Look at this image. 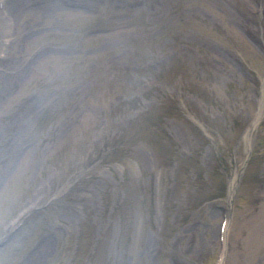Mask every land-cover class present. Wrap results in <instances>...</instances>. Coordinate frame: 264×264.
<instances>
[{
    "label": "rangeland",
    "instance_id": "rangeland-1",
    "mask_svg": "<svg viewBox=\"0 0 264 264\" xmlns=\"http://www.w3.org/2000/svg\"><path fill=\"white\" fill-rule=\"evenodd\" d=\"M6 1L0 264H264V0Z\"/></svg>",
    "mask_w": 264,
    "mask_h": 264
},
{
    "label": "bare ground",
    "instance_id": "bare-ground-1",
    "mask_svg": "<svg viewBox=\"0 0 264 264\" xmlns=\"http://www.w3.org/2000/svg\"><path fill=\"white\" fill-rule=\"evenodd\" d=\"M11 2V1H10ZM12 3V2H11ZM10 3V4H11ZM4 4H5V8L8 10V9H10V10H12L13 11V16L15 17V12H14V7H12L11 8V5H9L8 3H7V1H4ZM14 5V4H13ZM16 28H17V23H16V21H15V19H14V29H13V32H15L16 31ZM23 39H25L24 37H23Z\"/></svg>",
    "mask_w": 264,
    "mask_h": 264
}]
</instances>
